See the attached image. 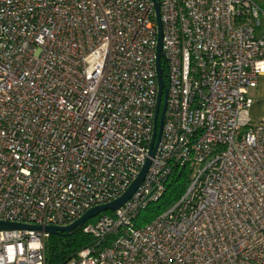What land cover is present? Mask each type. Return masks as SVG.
Returning <instances> with one entry per match:
<instances>
[{
  "label": "built area",
  "instance_id": "1",
  "mask_svg": "<svg viewBox=\"0 0 264 264\" xmlns=\"http://www.w3.org/2000/svg\"><path fill=\"white\" fill-rule=\"evenodd\" d=\"M157 1L168 94L156 152L64 264H264V122L249 117L264 9ZM156 44L151 0H0V221L64 226L128 188L152 137ZM180 168V198L136 226ZM48 237L0 229V264H45Z\"/></svg>",
  "mask_w": 264,
  "mask_h": 264
},
{
  "label": "water",
  "instance_id": "2",
  "mask_svg": "<svg viewBox=\"0 0 264 264\" xmlns=\"http://www.w3.org/2000/svg\"><path fill=\"white\" fill-rule=\"evenodd\" d=\"M154 6L155 11V19L157 24V44H156V52H155V70H156V78H157V96H156V105L154 110V122H153V131L152 137L149 145L148 157L146 158L143 166L141 167L139 173L136 178L131 182L128 188L116 199L96 205L88 210H86L79 218L71 222L70 224L64 226L58 225H28L21 223H12L6 221H0V229L1 230H12V229H28L34 231H43L48 233L49 235H69L71 231H73L77 227L83 226L89 220L95 218L100 213H104L106 211H115L120 208L137 190L142 180L144 179L147 169L151 162V157L154 156L156 152V148L158 146L164 114L166 110L167 103V94L168 89L163 79V67H162V25L160 20V12H159V3L157 0H151Z\"/></svg>",
  "mask_w": 264,
  "mask_h": 264
},
{
  "label": "trees",
  "instance_id": "3",
  "mask_svg": "<svg viewBox=\"0 0 264 264\" xmlns=\"http://www.w3.org/2000/svg\"><path fill=\"white\" fill-rule=\"evenodd\" d=\"M162 67L163 79L166 84L164 64H162ZM187 183L188 170L186 168L175 169L167 179L166 190L162 197L158 201L149 204L138 214L134 220L135 225L142 226L150 222L170 207L183 194ZM105 213L112 214V211H106ZM94 242V236L85 233L82 226L75 228L69 235H49L45 245V264H64L79 250L90 246Z\"/></svg>",
  "mask_w": 264,
  "mask_h": 264
},
{
  "label": "rangeland",
  "instance_id": "4",
  "mask_svg": "<svg viewBox=\"0 0 264 264\" xmlns=\"http://www.w3.org/2000/svg\"><path fill=\"white\" fill-rule=\"evenodd\" d=\"M255 1L264 9V0ZM250 95L254 99V106L249 111V117L253 123L264 122V77L259 78L257 88L250 90Z\"/></svg>",
  "mask_w": 264,
  "mask_h": 264
},
{
  "label": "crops",
  "instance_id": "5",
  "mask_svg": "<svg viewBox=\"0 0 264 264\" xmlns=\"http://www.w3.org/2000/svg\"><path fill=\"white\" fill-rule=\"evenodd\" d=\"M262 77H264V76H262ZM253 106H254V104L252 105V107H253ZM252 107H251V108H252Z\"/></svg>",
  "mask_w": 264,
  "mask_h": 264
}]
</instances>
